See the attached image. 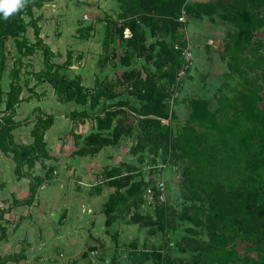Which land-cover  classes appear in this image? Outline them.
<instances>
[{"label": "trees", "instance_id": "16d2710c", "mask_svg": "<svg viewBox=\"0 0 264 264\" xmlns=\"http://www.w3.org/2000/svg\"><path fill=\"white\" fill-rule=\"evenodd\" d=\"M53 1L28 0L22 10L7 20L0 14V153L11 158L14 173L19 178H27L30 182V195L26 200L14 201L6 210L0 208V223H6L4 215L13 208L32 205L39 188L48 181L47 174L30 179L24 174V168L49 158L45 136L55 123L54 115L36 106L31 112L32 118L28 115L23 120H17L20 105L40 98L42 94L37 92L38 86L48 84L60 102L74 100L82 106L89 104L95 108L100 97L114 99L117 88L123 84L106 82L98 90L95 88L93 93H87L79 74L71 78L65 72L70 67L71 55L68 54L62 64L53 62L56 53L41 36L39 17H35L33 12L35 8L41 9ZM238 1L241 0L192 3L189 0H116V17L106 18L105 42L109 43L113 34L123 39L128 48L121 59L124 66H131L134 56L145 60L143 68H134L123 74L124 83L130 85L131 94L139 104L133 106L130 101H123L111 106V110L103 113L104 117L97 116V130L86 136L85 145L74 152L79 156L96 155L106 147L116 145L132 129L125 125L123 118L128 115L125 107H131L141 127L139 150L157 141L162 145L165 158L174 152L176 158L182 161V177L189 192L188 200L193 203L191 207L200 212L203 226L208 230V243L192 262L181 260L182 264H230L233 254H237L233 247L229 248L232 235L236 233H244L243 238L250 239L251 250L255 252V256L246 258V261L264 264V95L260 86L250 83L247 72L242 69L243 61L249 62L246 53L259 50L262 42L253 39V17L246 9L235 7ZM220 8H224L222 18H230L232 23L239 26L236 32L228 33L226 50L234 69L244 78V84L230 92H217L214 95V110L208 100L192 99L189 118L181 123L166 111L165 98L180 89V77L188 75L190 71L189 61L184 54L189 42L185 32L186 23L182 18L186 16L187 19L200 20L212 16ZM24 15L29 17L28 21ZM144 27L149 29L154 39L151 44H147ZM30 29L33 30L34 41L26 37ZM125 32H128V37L124 36ZM11 45L16 56H13L9 68ZM37 51L42 52L43 69L33 68L30 72L33 84L28 80L22 83L23 59H31ZM6 78L9 81L7 88L4 86ZM24 90L29 92L26 98L23 96ZM87 117L90 114L86 110L74 111L71 115V119L81 123ZM115 118H118L117 125L113 126ZM163 119H168V124H164ZM31 122L32 142L17 144L14 130ZM111 171L110 177H114V172L120 174L118 169ZM147 183L141 180L129 187L126 182L120 183L118 192L111 195L105 207L107 226H111L116 217L123 219L121 215L131 212L137 191L142 188L145 192ZM152 183L150 205L153 206V216L159 214L156 221L162 220L163 225L168 206L160 205V192L154 180ZM144 200L143 196L138 203ZM216 204H221V208H216ZM132 215L136 216L134 213ZM133 222L153 223L149 217L138 221L134 219ZM6 235V227L0 225V241ZM88 247L92 251L96 249L92 245ZM166 252V246L156 250L153 264H166ZM131 255L132 259L138 256L135 252ZM141 255L144 259L149 257ZM83 256L87 257V253ZM8 257L9 260L0 257V264L14 260Z\"/></svg>", "mask_w": 264, "mask_h": 264}, {"label": "rangeland", "instance_id": "374dc122", "mask_svg": "<svg viewBox=\"0 0 264 264\" xmlns=\"http://www.w3.org/2000/svg\"><path fill=\"white\" fill-rule=\"evenodd\" d=\"M195 1L216 0H189L190 3ZM224 1L230 2L232 0ZM116 5V0H54L46 3L44 6H48V8L43 11L42 8L34 9V16L39 17L41 36L56 53L57 57L53 59V62L62 64L66 60L67 55H71L70 67L65 72L71 78L79 74L82 77L81 82L86 87L87 93H93L95 88L98 90L106 82H120L123 84L117 88L118 91L114 99L100 97L95 108H91L89 104L82 106L74 100L64 103L60 102L56 97L54 99L53 90L48 84L38 86L37 90L43 92L37 91L43 94L41 97L45 101V111L54 115L56 127L49 133L48 130L45 136L49 158L38 161L30 167H25L24 174L30 179L32 176L47 174L48 181L43 185L45 186L44 193L49 190L52 191V194L59 192V189H56V191L52 189L54 186H59L57 182H52V180L56 181L58 179L65 189L70 186L71 191L76 190V183L73 179L75 176L81 180V185L78 186L81 187L82 191L94 193L98 189L107 192V199L102 204V209H100L101 216H105V207L106 205L108 206L107 202L112 194L118 192L117 188L121 182H126L129 187L134 182L142 180L147 183L148 180L150 181L147 183L148 188L145 192L142 188L137 191L133 199L134 203L131 207V212L120 216L126 220V224L135 227V232L130 234L131 237L119 239V230L115 231L116 227L114 225L119 219L118 216L111 224L112 230L110 231L111 233L109 232L111 244L109 247H106L105 243H100L96 240L93 243L96 248L95 252L97 251L94 255H92V250L88 246L82 244L78 247V252L81 251L82 254L75 253L78 255L74 254V258L66 257L58 260L56 248L49 247V253H45L42 257L44 260L43 264H93L95 260L97 264H101V261H104L103 264H153V253L163 246L167 247V252L165 253L166 264H182L181 260L192 262L210 238L208 230L203 226V217L199 211L191 207L193 203L188 200L189 192L182 177V161L176 158L174 152L169 154L170 157L165 158L162 145H159L157 141L148 144L145 149L139 150L138 136L141 127L131 107H125L128 115L126 114L123 117L125 125L132 128L129 134L123 135L116 145L106 147L96 155H80L82 164L96 160L99 162L97 165L92 166L91 163L92 167L90 169L86 167L82 170L81 167L86 165L76 167L71 165L72 163L69 161V157H76L73 154L75 151L71 150L73 148L76 150L82 148L85 145V137L97 130V116L104 117L103 113L111 110V106L123 101L128 100L133 106H138L139 104L138 100L131 94L130 85L124 83L123 74L126 71H132L134 68H143L145 60L134 56L131 66H124L121 64V59L128 51V48L123 39L113 34L112 40L109 43L105 42L106 18L116 17ZM235 7L246 9L252 15L255 23V27L252 28L253 39L262 42L259 50L254 49L246 53L249 62L243 61L242 69L247 72L250 83L254 86H260L261 93L264 95V0H241L236 3ZM223 10L224 8H220L212 16H205L200 20L187 19L186 16L182 18V21L186 23L185 32L189 42L186 51L190 53L188 60L190 71L188 75L184 74L180 77V82L182 83L180 89L165 98L166 111L170 115L176 116L181 123H185L189 118L192 99L201 98L208 100L211 109L214 110L216 108L214 95L217 92H230L231 89L244 84V78L240 77L238 71L234 69V65L226 50L228 33L236 32L239 26L232 23L230 18H222ZM24 19L28 21L29 17L24 15ZM144 30L147 36V44H151L154 39L150 36L147 27H144ZM126 34L128 32L124 34L125 37H128ZM26 37L34 41L32 29L26 33ZM12 47L11 45L9 49V68L12 65L13 58L16 56ZM23 63L25 66L22 71V83L28 80L30 84H33L34 81L29 74L33 68L36 70L43 69L42 52L37 51L31 59H23ZM9 68L6 74H8ZM8 83L9 81L6 78L4 81L5 88L8 87ZM222 85L226 87L223 88ZM28 93V90H24V98L29 96ZM83 110L90 114V117L82 121L83 123L77 119H71L74 111ZM27 114V112L18 114L17 120H23L28 115L32 118L31 113V115ZM117 119H114L115 123H113V126L117 125ZM162 122L168 124L169 120L163 119ZM32 127L33 122L15 129L13 132L15 142L17 138L19 140V142H16L17 144H28L25 136L31 137L30 131ZM32 140L31 138V142ZM73 143L74 147L72 148ZM134 150H136V153H133ZM141 158L142 161L140 160ZM0 164V179H7L8 170L7 168L4 169L5 163L0 161ZM14 169L12 178L19 180L20 178L14 173ZM115 169L120 170V174L114 172V177H110L111 170ZM162 174L166 179L167 198L165 203L159 204L168 206L166 222L163 225L162 220L156 221L159 220V214L153 216V206L152 204L150 205V196L153 192L152 180L157 184L156 178ZM65 189H61L60 193L64 192ZM143 196L145 203L141 201L138 203L140 199H143ZM58 197L60 198V194ZM50 200L55 204L54 198ZM196 206H199V204L196 203ZM215 207L221 208V204H216ZM6 209L8 208L4 210ZM10 212L11 210L6 212L5 215L11 214ZM29 212L17 213L15 217L17 222H19V219L27 223V227L38 225L37 222L31 221L32 216ZM133 213L136 216L132 215ZM147 217L151 218L153 223L142 224L133 222L134 219L138 221L140 218ZM6 223H9V220L8 222L6 220ZM2 224L3 222L0 223V225ZM41 227L48 228V225L44 226L41 224ZM9 229L10 231H15L13 226L9 227ZM7 230L6 227V234H8ZM243 237L244 233L242 235L238 233L232 235L229 248L233 247L237 254H233L234 258L230 264H250L246 261V258L255 256V252L251 250L250 239ZM25 243V236L20 237L18 243L21 245L20 250L10 255L14 259L10 261L11 263L18 264L20 263L19 261L24 260L26 257L24 252L28 249ZM133 252L138 255L135 257L137 259H132L131 254ZM84 253H87V257L83 256ZM90 253L92 254L89 258ZM141 254L149 257L141 258ZM6 258L9 260L8 256ZM31 258L29 264H37L39 262L34 257L31 256ZM105 260L108 263H105Z\"/></svg>", "mask_w": 264, "mask_h": 264}, {"label": "crops", "instance_id": "0c3cea01", "mask_svg": "<svg viewBox=\"0 0 264 264\" xmlns=\"http://www.w3.org/2000/svg\"><path fill=\"white\" fill-rule=\"evenodd\" d=\"M46 8H48V6H44L42 11ZM52 95L54 99H56L53 91ZM40 98L34 99L29 103H22L18 109V114L25 112L30 114L36 106H40L45 111V101L43 98ZM55 127L56 122L48 131V133L52 131L53 128L55 129ZM25 139L26 143H31V137L29 138L25 136ZM16 142H19L17 138ZM73 147L74 143L72 148ZM71 151L77 150L73 148ZM80 158L81 157L79 155H76L75 158L69 157V161L72 163L70 164L73 166L75 165L76 167L86 165L85 167H81V169L84 170L86 167L90 169L93 165L95 166L99 163L96 160H91L86 164H82ZM0 161L5 163L4 169L7 168L8 170L7 179H0V208L5 209L9 208V206H11L14 201H23L29 197L30 182L27 178H20L19 180H14L12 178L14 164L10 157L0 153ZM73 179L76 183V190L71 191L70 186L65 189L62 183H60L59 179L56 181L52 180V182H57V185H59L54 186L52 189H54V191L59 189V192L52 194V191L49 190L44 193L45 186H43L39 190L34 205L15 207L11 210V214L5 215V220H7V222L9 220V223H7L8 225L6 223H3L2 225L7 227L8 234L4 240L0 241V257H6L17 253L21 246L18 244L20 237L24 236L26 238L25 244H27L28 249L24 252L26 257L23 261H19L20 263L18 264H29L32 259L31 256L39 261L37 264H43L44 260L42 257L45 253H49V247L56 248L55 250L57 252V260L66 257L74 258L75 253L82 254L81 251L78 252V247H80L82 244H85V246H94L95 244L93 243L96 240H98L100 243H105L106 247H109L111 244V236L109 232L112 230V227L106 225L107 218L105 213V216H101L100 214V209H102L101 206L107 199V192L96 189L94 193H86L81 190L80 186H78L81 185L80 178L75 176ZM61 189H65V191L60 193ZM59 194L60 198L58 197ZM51 198H54L56 201L55 204H53L52 200H50ZM23 211H30L29 213L32 216L31 221L37 222L38 225L27 227V223L20 221L19 219V222H17V218H15L17 213L22 214ZM41 224L44 226L48 225V228L41 227ZM114 225L116 227L115 231H117V229L119 230L120 240L131 237L130 234L135 232V227L133 225L126 224V220L124 219L119 218ZM8 226H13L15 231H10ZM96 252L95 250L92 251L93 254L90 253L89 258L91 257V254L94 255ZM100 263L103 264L104 261H101ZM105 263L108 262L105 260ZM7 264L14 263L7 262ZM93 264H97L96 260L93 262Z\"/></svg>", "mask_w": 264, "mask_h": 264}, {"label": "clouds", "instance_id": "9594fccd", "mask_svg": "<svg viewBox=\"0 0 264 264\" xmlns=\"http://www.w3.org/2000/svg\"><path fill=\"white\" fill-rule=\"evenodd\" d=\"M28 3V0H0V14L7 20L18 13Z\"/></svg>", "mask_w": 264, "mask_h": 264}, {"label": "built area", "instance_id": "2783aa9c", "mask_svg": "<svg viewBox=\"0 0 264 264\" xmlns=\"http://www.w3.org/2000/svg\"><path fill=\"white\" fill-rule=\"evenodd\" d=\"M185 57L187 60H189V55L190 53L188 51H186L185 53ZM157 188L160 192V196H159V201L161 203H165L166 202V198H167V191H166V179H165V176L162 174L161 176L157 177ZM150 199H151V196H150Z\"/></svg>", "mask_w": 264, "mask_h": 264}]
</instances>
